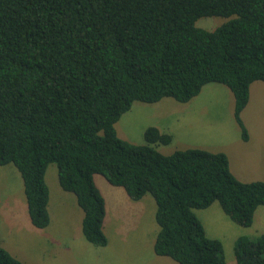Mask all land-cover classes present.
Masks as SVG:
<instances>
[{
  "label": "trees",
  "instance_id": "trees-1",
  "mask_svg": "<svg viewBox=\"0 0 264 264\" xmlns=\"http://www.w3.org/2000/svg\"><path fill=\"white\" fill-rule=\"evenodd\" d=\"M226 18L212 30L201 16ZM264 82V0H0V164L20 173L29 220L49 223L48 164L83 211L92 244L107 238L104 200L93 176L129 197L155 202L157 255L178 264H227L222 242L205 233L195 208L214 201L249 226L264 205V181H239L224 152L199 147L160 152L171 135L153 125L142 143L114 124L133 101L186 102L208 82L228 87L233 117L249 84ZM237 264H264V232L239 235ZM0 264H22L0 246Z\"/></svg>",
  "mask_w": 264,
  "mask_h": 264
},
{
  "label": "crops",
  "instance_id": "crops-1",
  "mask_svg": "<svg viewBox=\"0 0 264 264\" xmlns=\"http://www.w3.org/2000/svg\"><path fill=\"white\" fill-rule=\"evenodd\" d=\"M206 84L201 90L212 89L211 85ZM199 95L184 104H196ZM226 95L230 101L229 108L233 111V95L230 90ZM261 103H264V82L255 80L249 84L247 103L240 113L247 133L245 139L232 111L231 121L221 133L219 129L216 134L202 133L196 112L192 109L189 112L188 108L177 117L178 124L173 127L152 125L171 135V141L162 144L170 145V152L188 147L221 151L227 156L230 172L239 181H264V121L247 125L244 119V112L248 108ZM11 164H3L5 170H0L4 177L9 178L6 195L0 197V246L22 264H126L124 261L131 257L136 261L143 258L141 252L144 249L152 250L156 262H170L163 259L167 256L157 255L153 251L158 225L154 218L155 202L150 194L133 199L122 186L112 185L102 175L94 174L93 180L103 197L105 209L102 228L107 243L99 246L83 235V211L75 195L60 187L56 166L51 163L44 174L48 187L49 223L45 227L34 226L29 220L20 173ZM257 215L254 224L256 235L264 232L263 228H259L264 226V205L257 206L253 220Z\"/></svg>",
  "mask_w": 264,
  "mask_h": 264
},
{
  "label": "rangeland",
  "instance_id": "rangeland-1",
  "mask_svg": "<svg viewBox=\"0 0 264 264\" xmlns=\"http://www.w3.org/2000/svg\"><path fill=\"white\" fill-rule=\"evenodd\" d=\"M225 20L226 18L218 15L201 16L196 19L195 25L207 30H212ZM206 85H211L210 88L212 89L206 88L201 90V92H199L200 95L198 96L196 104L195 102H188V104H184L185 102H179L172 97H162L160 100L156 101L157 103L133 101L131 107L121 114L119 119L114 124L117 135L122 139L132 143H142L144 142L143 130L146 126L152 124H164V126L167 128H169V126L173 127L174 125L178 124L177 117L181 115L182 112L187 108L190 109L189 112L191 109L196 112L198 126L201 127L202 133L216 134L219 129V133H221L224 126H227V124L231 121L233 114L231 107L229 108L230 101L226 95V92H228L229 89L224 84L218 82H208ZM217 85H219V87H217ZM253 116L256 118H253ZM244 119L247 125L263 122L264 103L259 105L256 104L254 107L248 108L244 112ZM155 147L162 153H169V150L171 149L170 145L164 146L160 143L156 144ZM51 164L55 165L53 163ZM3 169L5 170L2 164L0 165V170L2 171ZM8 186V176L4 177V175L0 173V197H4L6 195ZM260 207H263V205H260ZM194 211L202 222L206 235L209 237L218 238L222 242L226 263L237 264L233 252L234 241L238 235H256V227L254 224L258 215L249 226H241L230 220V218L222 211L218 202L216 201H214L208 207L195 208ZM259 228L264 229V226H259ZM141 255L143 258L138 259V261L134 260V257H131L129 260L124 261V263L178 264L169 257L163 258L167 259V261H170L169 263H159L154 261L152 250L149 251L144 249L142 250Z\"/></svg>",
  "mask_w": 264,
  "mask_h": 264
}]
</instances>
